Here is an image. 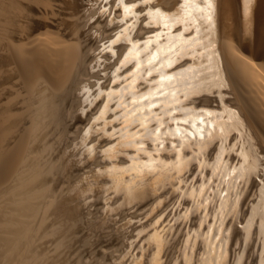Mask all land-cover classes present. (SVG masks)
<instances>
[{
  "label": "bare ground",
  "instance_id": "6f19581e",
  "mask_svg": "<svg viewBox=\"0 0 264 264\" xmlns=\"http://www.w3.org/2000/svg\"><path fill=\"white\" fill-rule=\"evenodd\" d=\"M182 3L0 0V264H85L88 232L107 228L120 242L108 264H264V0H212L211 23L193 13L169 33L161 17L174 22ZM160 33L191 41L176 42L181 58L165 69L179 79L181 107L214 114L203 159H221L215 176L204 169L207 212L186 199L181 211L160 177L134 186L111 171L123 166L119 150L106 158L118 104L131 99L124 77L135 61H121L133 43L142 52L152 40L154 52ZM189 232L195 250L184 247Z\"/></svg>",
  "mask_w": 264,
  "mask_h": 264
},
{
  "label": "snow or ice",
  "instance_id": "6c2138e0",
  "mask_svg": "<svg viewBox=\"0 0 264 264\" xmlns=\"http://www.w3.org/2000/svg\"><path fill=\"white\" fill-rule=\"evenodd\" d=\"M202 3L203 7L198 0H183L181 5L184 9L183 15L171 23L167 17L162 16V27L170 33L174 26L191 18L193 13L203 14V19L211 23L212 0H202ZM130 11L129 8L125 9L126 13ZM182 35L183 33L176 36L160 33L155 38L156 50L150 53L149 45L152 40L144 42L142 52L136 51L139 45L133 43L121 61V67L135 61L134 67L124 77L125 81H128L124 88L131 99L127 103L121 101L118 104L120 115L116 122L121 126L110 136L116 139V144L107 150L113 154L106 158L115 159V150H119L123 166L111 171L119 172L121 177L127 175L130 184L134 186L151 184L160 177L168 184L169 189L176 193L177 207L181 211L183 206L179 204V200L186 199L191 200L194 205L189 209L190 212L196 211L197 207L207 212L208 205L214 203L209 199L213 180L204 176V169L212 168V175L215 176L221 159L217 155V163L214 164H206L203 159L205 143L215 134L214 121L208 119L214 114L181 107L180 97L183 93L178 86L179 79L165 73V69L172 68L181 58L176 42L181 41L183 44L191 42L182 40ZM162 37L168 42L161 46L159 41ZM142 54L147 57L143 61L140 59ZM153 75L158 79L150 81L148 77ZM140 82L148 85L146 91L140 92L135 88ZM197 148L199 151H195ZM193 181L196 184H193ZM206 189L208 194L205 192ZM197 197L204 199L198 200ZM187 215L184 213L182 218L186 219ZM164 219L161 217L156 224L160 225ZM173 222L179 224V221ZM211 234L212 230L209 228L208 237L205 239L211 237ZM195 235L192 232L186 235L184 247L195 250V244L189 243Z\"/></svg>",
  "mask_w": 264,
  "mask_h": 264
},
{
  "label": "rangeland",
  "instance_id": "374dc122",
  "mask_svg": "<svg viewBox=\"0 0 264 264\" xmlns=\"http://www.w3.org/2000/svg\"><path fill=\"white\" fill-rule=\"evenodd\" d=\"M137 8H138V6H136ZM136 16H139L140 18H142V14H140V15H136ZM127 18H130V16H128ZM111 20H113V18H111ZM139 24H140V21H138V26H137V28L135 27V29H134V33L136 34V30H138V28H139ZM106 43V42H105ZM119 43H121V42H119ZM119 43H117L115 46H117ZM102 45H103V42L101 43ZM105 45H107V43L105 44ZM105 45H103V46H105ZM250 194L251 193H249V199H252V198H250ZM247 198V199H248ZM165 204V201H163V203H162V206H160V207H157V209L155 210L156 211V214L158 213V212H160L161 211V209H162V207H163V205ZM245 204V203H244ZM244 207V206H243ZM93 210V209H92ZM91 209H86V212H89V211H92ZM168 212H169V210H167V211H165V213L163 214L162 213V215H163V217L165 218L166 216H167V214H168ZM135 213V212H134ZM133 214V213H132ZM156 214H153V215H156ZM152 215V216H153ZM162 215H161V217H162ZM160 217V218H161ZM88 218V220H90L91 219V215L89 216V217H87ZM117 218V219H116ZM115 218V220L117 221V225L119 226V224H121V223H119L118 221L121 219L120 217H116ZM119 218V219H118ZM128 221L131 223V226L132 227H134V226H136V225H138V221H140V223H144V222H146V220H144V219H142V220H140V218H138V219H128ZM119 223V224H118ZM136 225H135V224ZM117 225H115V227H117ZM111 227V226H113L112 225V223L110 224H108L107 226H104V227ZM80 228H82V233H80L79 235H80V237L81 238H83L84 240L87 238V236H88V238L87 239H89V240H85L86 241V245H85V247H83V248H81L82 249V251H85V252H87V254H86V257H88V256H90V257H88V259H86V263L85 264H93L94 262V264H108V262L109 261H107L108 260V255L109 254H113V255H115V251H117V249H118V245L117 244H119L120 242H117L116 240H117V238L115 239V237H113L114 235H112L111 233H114V231H112L110 228H107V230L106 231H96V233L94 232V231H91L90 233L88 232V235L86 236V237H84L85 235H86V231H87V229L89 230V227H86V229H83V228H85V227H83V226H81ZM110 231V232H109ZM83 232H85L84 233V235H83ZM102 232V233H101ZM92 233V234H91ZM96 234V235H95ZM99 236H98V235ZM104 234V235H103ZM108 234H110V236L108 235ZM81 235H83V236H81ZM106 235V236H105ZM91 236V237H90ZM96 238H95V237ZM109 236V237H108ZM94 237V238H93ZM101 237V238H100ZM103 237H105V238H103ZM108 238V239H107ZM91 239V240H90ZM96 239H97V241H96ZM103 239H105L104 240V242H103ZM111 239V240H110ZM100 240V241H99ZM110 240V242L108 243L107 241H109ZM87 241H90V242H88L87 243ZM96 241V242H95ZM114 241H116L117 243L116 244H113V243H115ZM119 241V240H118ZM95 243V244H92V243ZM99 242V243H98ZM106 242L108 243V244H106ZM98 243V244H97ZM97 244V245H96ZM101 244H103V245H101ZM88 245H89V247H90V249L89 250H91V251H88L87 250V248H88ZM101 245V247L99 248V250L98 251H96L97 250V248H98V246H100ZM105 245H106V247H105ZM95 246H97L96 248H95ZM110 248H108V247ZM114 246V247H113ZM83 249H85V250H83ZM96 249V250H95ZM111 250V251H110ZM94 251V252H93ZM99 251H100V253H99ZM89 252V253H88ZM107 252H109V253H107ZM96 253H98L97 255H95ZM100 256H102V257H100ZM93 259V261H92V259ZM91 260V261H90ZM87 262H89V263H87Z\"/></svg>",
  "mask_w": 264,
  "mask_h": 264
}]
</instances>
